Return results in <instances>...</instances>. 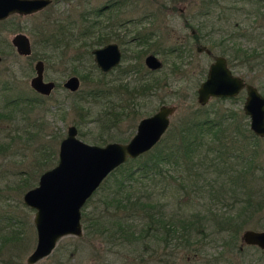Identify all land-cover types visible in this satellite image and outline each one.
Here are the masks:
<instances>
[{"label": "rangeland", "instance_id": "374dc122", "mask_svg": "<svg viewBox=\"0 0 264 264\" xmlns=\"http://www.w3.org/2000/svg\"><path fill=\"white\" fill-rule=\"evenodd\" d=\"M105 1L58 0L48 11L37 12L34 17L12 16L11 23L3 29L8 40L17 31L27 33L33 47L30 56L9 49V54H4L0 63V237L14 231L27 238L25 245L18 248L21 260L17 264H29L26 257L36 243L35 210L24 203L23 194L37 184L42 171L56 164L59 143L67 126L75 124L78 136L88 143L104 144L95 140L102 130L95 116H86V120L76 124L77 115L71 108L76 96L63 86L74 66H77L75 74L78 76L94 67L92 57L89 55V59L82 63L75 60V54L81 51L79 41L67 50L56 52L46 42L41 26L63 18L74 19L80 29H87L95 19L96 24L85 38L96 40L100 34H106L118 42L124 52L118 66L130 63L139 49L144 50L143 63L145 54L152 51L163 60L164 65L154 75L165 77L167 83L152 95L144 96L141 114L132 127L127 121L121 123L119 129L129 132L128 137L135 132L142 116L155 112L162 103L174 104L176 108L170 124L161 136L164 144L172 139L171 128L177 126L182 115L202 106L197 101V88L213 58L196 51L192 29L200 36V43L211 46L214 55H226L232 71L255 84L264 94V0H125V4L117 6L114 11L102 10L100 15L92 12V7H101ZM208 3L211 6L206 8ZM206 11L207 14H202ZM54 29L50 28V32ZM139 34H144L147 42L139 44L136 39ZM183 43L186 52L182 62L175 53H168V49ZM38 57L44 60L45 78L57 83L45 98L35 97L36 91L30 86ZM177 64L182 67L181 72L175 69ZM117 71L113 70L110 76L114 78ZM129 77L131 74H127ZM89 86V82L80 79L81 89ZM245 96L246 92L242 90L236 98L211 97L206 104L212 110L236 109L246 116L249 125V118L242 108ZM85 105L91 106V102ZM100 107L93 103V114ZM237 118L243 122L242 116ZM108 139L107 142L118 140ZM244 143L248 150L256 148L257 151L255 168L243 181L241 177L227 178L229 173L223 180L214 173H206L197 163L196 167L187 169L169 165L162 175L155 176V180L129 183L133 185L132 192H135L133 189L136 192L148 189L163 205L164 215L175 229L166 235L164 241L153 238L151 247L144 251L143 241L134 247L122 239L112 241L108 235L95 229L96 232L89 234L84 229L81 236L61 237L50 254L33 264H264V250L241 241L244 229L264 228V207L257 209L253 216L244 217L243 221L237 217L247 203L244 191L253 194L252 202L263 198L264 137L256 147L252 142ZM48 148L54 152L46 158ZM116 175H109L106 183L103 181L83 206L88 215L97 217V220L110 221L115 213H122L108 203L107 194L118 186ZM24 177L27 179L23 182ZM231 217L237 220L233 221L236 226L230 225ZM189 221L192 228L185 229ZM10 245L6 244L4 248ZM6 256L7 253L0 252V264H5L2 261Z\"/></svg>", "mask_w": 264, "mask_h": 264}, {"label": "trees", "instance_id": "16d2710c", "mask_svg": "<svg viewBox=\"0 0 264 264\" xmlns=\"http://www.w3.org/2000/svg\"><path fill=\"white\" fill-rule=\"evenodd\" d=\"M92 12L98 14L101 11L93 9ZM207 12L202 14H207ZM95 24L94 19L87 29H80L76 20L60 18L48 26H41L40 30L45 35L47 43H50L56 52L64 51L63 47L76 41L85 46L87 49L84 51H87L90 44L94 45L105 37L99 35L97 40L93 37H90L89 40L85 38ZM52 27L55 29L50 32ZM136 39L139 44H144V34H139ZM143 51V49L137 50L133 54L131 62L126 66L114 68L113 70L118 69L114 78L110 76L113 70L101 72L95 68V65L91 66L90 73L80 75L82 80L89 82L90 86L74 92L69 91L71 95L76 96L73 98L74 103H71V108L77 115L74 119L76 124H81L83 120L87 119L86 116H95L96 120L100 122L102 130L95 136L96 142L105 143L109 140L108 138L128 140L131 136H126L129 132L119 129L121 123L127 121L132 127L136 117L141 114L143 108L141 101L144 100V96L152 95L159 87L167 83L164 80L165 77H156L155 71L146 68L142 61ZM75 55H77L75 60L83 57L82 54ZM83 55L85 56L86 52H83ZM87 57H85L86 60ZM127 74H131L132 77L127 78ZM35 97L45 98L48 96L36 92ZM221 98L217 97L216 99ZM229 98L233 99L236 96ZM86 102H91V106H86ZM93 103L101 106L95 114L91 110ZM237 116H242L243 122L238 120ZM171 129L172 139L170 138L168 142L163 144L160 138L152 148L134 158H128L103 179L106 183L111 175L115 176L119 172L116 175L118 186L107 195L108 203L122 213H115L116 216L110 221L109 219L108 221L97 220V217L88 215L83 207L81 221L83 230H86L85 233H94L97 230L102 235H108V239L112 241L122 239L133 244L134 247L143 241V249L146 251L148 247H151V239L160 240L161 238L164 241L167 239L166 235L171 231L174 232L175 229L172 228L171 220L165 217L162 210L163 205L160 204L154 193L148 189L137 192L136 189H133L135 192H132L133 185L131 186L130 182L155 180V176L162 175L169 165H178L187 169L196 167V164L200 163L199 168L203 166L206 173H214L223 180H226L229 173L227 178L233 180L241 177L242 181L255 168V151L257 150L256 148L248 150V146L244 142H252L256 147L263 137L256 135L249 128L246 116L236 109L212 110V108L208 109L205 104L199 106L198 109L187 110L179 119L177 126H172ZM115 133L122 136L117 137L114 135ZM53 152L48 148L45 157L48 158L49 154L52 155ZM26 177L22 178L23 182L26 181ZM244 192L247 195L245 198L247 203L244 204L246 206L238 212L237 216L242 221L244 217H251L257 209L264 207L263 187L261 188L263 198L260 201L252 202L253 194L248 191ZM104 221L106 222L104 223ZM233 221L237 222L235 218L231 217L230 225L236 226V222L233 223ZM187 227L188 229L192 228L191 221L184 226L185 229ZM26 241L27 238L21 237L14 231L0 237V252L7 253L5 261L2 262L17 264V261L21 260V250L18 248L24 246ZM6 242L11 244L9 248H4L8 244Z\"/></svg>", "mask_w": 264, "mask_h": 264}, {"label": "water", "instance_id": "95a60500", "mask_svg": "<svg viewBox=\"0 0 264 264\" xmlns=\"http://www.w3.org/2000/svg\"><path fill=\"white\" fill-rule=\"evenodd\" d=\"M50 1L0 0V18L13 12L24 14L37 11ZM11 40L20 54L31 52L30 39L26 33L17 32ZM92 53L96 64L103 71L116 66L121 59L116 42L95 47ZM144 61L151 69L162 66V60L154 53H148ZM34 68L30 86L44 95L50 94L55 83L44 79L42 60H37ZM64 86L76 90L79 87L78 76L70 75L64 81ZM242 89L246 92L242 108L249 118V127L256 135L264 137V94L255 84L233 73L224 56H216L209 64L206 76L197 88V101L205 104L212 96H235ZM175 108L174 104L162 103L155 112L142 116L135 132L126 141L88 143L78 136L75 124L67 126L66 134L59 143L56 164L42 171L37 184L23 194L24 203L35 210L33 222L36 243L26 257L27 263L33 264L50 254L61 237L83 234L82 207L88 198L114 168L128 158L149 150L159 141L170 124ZM241 237L248 244L264 248V228H246Z\"/></svg>", "mask_w": 264, "mask_h": 264}, {"label": "flooded vegetation", "instance_id": "af4514ba", "mask_svg": "<svg viewBox=\"0 0 264 264\" xmlns=\"http://www.w3.org/2000/svg\"><path fill=\"white\" fill-rule=\"evenodd\" d=\"M56 1H58V0H51L47 5H45L44 7H42L41 9H39V10H37V11H34V12H31V13H24V14H21V13H18V12H13V13H10V14H8L7 16H5V17H3V18H0V56H1V60H0V63L3 61V58H4V54H9V49H12L13 50V48L15 49V51H16V53H18L19 55H24V56H30V55H32V49H33V47H32V42H31V40H30V43H31V52L29 53V54H20L18 51H17V49H16V46L13 44V42H12V37L14 36V34L15 33H17V32H23V31H17V32H15L10 38H9V40L6 38V36L5 35H3V29H5V27H7V25H9L11 22H10V20H11V17L12 16H15V15H18V16H32V17H34V14H36L37 12H41V11H48L49 9H50V7L56 2ZM124 1L125 0H106L104 3H103V5L100 7H92L93 9H97L98 11H102V10H106V9H110L111 11H114V10H116L117 9V6H122L123 4H125L124 3ZM205 3H207V1L205 2ZM207 6H208V8L211 6V3H208V4H206V8H207ZM98 15H100V13H98ZM191 32H192V35H191V37L193 38V40L196 42V46H195V49H196V51H198V52H205L206 54H208V55H212V61L214 60V58L216 57V56H218V55H222V56H224L225 58H226V61H227V64H228V66L230 67V62H229V60H228V57L226 56V55H224V54H213V51H212V48H211V46H208V45H206V44H202V43H200V36H198V33L196 34V30L195 29H192L191 30ZM25 33V32H24ZM27 34V33H26ZM28 35V34H27ZM100 35H103V36H105V37H103V38H101L100 39V41L98 42V43H96V44H94V45H92V44H90V46H89V48H88V50L87 51H84L85 49H87V48H85V46H82L81 44H80V48L79 49H81V51L80 52H78L77 54H82V56L83 57H81L78 61L80 62V63H82V62H84V60L86 61V59H85V57L86 56H88L87 57V59H89V55L92 57V60H93V65H95V68L97 69L98 68V70H100L101 72H109V71H111V70H113L114 68H116L118 65H120V63H121V60H122V58H123V54H124V52H123V50H122V48H121V46L119 45V43L118 42H116V41H112L111 39H110V36H108V35H106V34H100ZM29 37V36H28ZM100 37V36H99ZM29 39H30V37H29ZM97 40V39H96ZM47 42V41H46ZM108 42H116L117 44H118V46H119V48H120V51H121V59H120V62H119V64H117L116 66H114V67H112L110 70H107V71H103V70H101L100 69V67L96 64V62H95V60H94V54L92 53V50H93V48H95V47H100V46H102V45H104V44H106V43H108ZM144 42H147V40H145ZM72 44V43H71ZM70 44V45H71ZM74 44V43H73ZM70 45H68V46H66V47H63L64 48V50H67V48L68 47H70ZM52 46V45H51ZM54 46V45H53ZM6 51H8V53L6 52ZM83 52H86V55L84 56L83 55ZM186 52V44L185 43H183V44H180V45H176V46H173V47H170L169 49H168V53H175V55H176V58L177 59H182V57H183V53H185ZM148 53H154V54H156L155 52H148ZM148 53H146L145 54V56L148 54ZM157 55V54H156ZM158 56V55H157ZM158 58L159 59H161L159 56H158ZM42 60V62H43V66H44V69H45V63H44V60L42 59V58H37L36 60H35V62L37 61V60ZM144 59H145V57H144ZM162 60V59H161ZM182 62H183V59L181 60ZM211 61V62H212ZM210 62V63H211ZM209 63V64H210ZM35 64V63H34ZM144 65L146 66V68H148L149 70H152V71H157V70H159V69H161L162 68V66L164 65V62H163V60H162V66L160 67V68H157V69H151V68H149L146 64H145V61H144ZM208 67H209V65H208ZM182 67L180 66V65H178L177 64V66H175V69H178V70H180V72H181V69ZM231 68V67H230ZM44 69H43V73H44ZM76 69H77V66H74L73 68H72V72L73 73H71L70 75H76V76H78L77 74H75L77 71H76ZM184 69V68H183ZM34 70H35V68H34ZM207 70H208V68H207ZM231 70H232V68H231ZM90 73L91 72V68L89 69V70H87L86 72H84V73ZM233 72V71H232ZM84 73H82V74H84ZM207 73V72H206ZM233 73H235V72H233ZM80 74V73H79ZM235 74H238V73H235ZM70 75H68L66 78H65V80L70 76ZM239 75V74H238ZM33 76V75H32ZM80 76V75H79ZM78 76V78H79V87L76 89V90H70L69 88H67V87H65L64 86V81H63V86H64V88H66L68 91H70V92H74V91H77V90H79L80 89V77ZM44 79L45 80H52V79H46L45 78V76H44ZM52 81H54V80H52ZM54 83H55V87L57 86V83L54 81ZM54 87V88H55ZM242 90H244V89H242ZM241 90V91H242ZM53 91V90H52ZM240 91V92H241ZM245 91V90H244ZM37 92V91H36ZM239 92V93H240ZM37 93H39V94H41V95H44V94H42V93H40V92H37ZM239 93L237 94V95H239ZM50 94H48V95H45V96H49ZM237 95H235V96H237ZM213 97V96H212ZM215 97V96H214ZM230 97H233V96H230ZM210 100V99H209ZM208 100V101H209ZM207 101V102H208ZM168 104V103H167ZM206 104V103H205ZM205 104H201V105H205ZM242 234V233H241ZM241 241H242V243L243 244H246V245H250V246H255V247H257V248H259L260 250H264V248H261V247H259L258 245H256V244H248V243H246V242H244L243 240H242V237H241Z\"/></svg>", "mask_w": 264, "mask_h": 264}]
</instances>
